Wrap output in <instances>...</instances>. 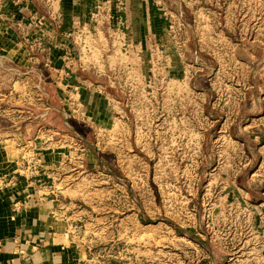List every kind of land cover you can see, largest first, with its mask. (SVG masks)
Here are the masks:
<instances>
[{"label":"rangeland","instance_id":"obj_1","mask_svg":"<svg viewBox=\"0 0 264 264\" xmlns=\"http://www.w3.org/2000/svg\"><path fill=\"white\" fill-rule=\"evenodd\" d=\"M75 1L60 2L58 7L68 4L69 7L73 6L71 10L75 11ZM92 1H84L85 12L90 11ZM209 1L213 6L225 5L229 16H236L241 9L244 15L247 12L264 17V0H118V3H122L120 7H124V2L128 3V27L119 28L116 24L100 23L93 19L92 9L84 28H77L74 21L65 25L57 20V29L62 28L74 36L69 38L73 48L69 46L70 51L66 49L61 54L62 50L58 49L57 55H54L57 62L54 63L56 66L64 62L68 65H78L81 74L104 84L107 83L110 67L126 64L137 66L140 60L136 51L140 48L146 49L147 45V61L151 66L157 61L155 54L151 58L150 50L155 49L158 42L156 32H161L167 27L162 13L167 11L169 16L170 13L182 9L184 17L190 20L200 8H195V5L200 2L205 5V2ZM53 7L54 5L51 11H59V8L54 10ZM80 31H84V36L76 35ZM119 32L121 36L117 37L115 34ZM122 34L126 35L125 39ZM191 42V47L194 48V39ZM38 43L36 42V46ZM123 44L131 49L130 56L122 54ZM164 44L165 47L173 46L169 38L164 40ZM30 46L33 47L32 44ZM30 46L27 44L28 49ZM9 54V57L4 56V68H0V130L5 134L0 136V145L5 146L13 142V137L6 135L13 130L21 140L30 137L26 132L28 129L35 131L37 135L41 134V128L48 129L43 112L48 107L46 101L50 94H53V90H56L55 95L58 93L54 81H58L60 77V73L55 76L43 70L41 61L35 64L36 71H30L28 64L31 62L25 51L17 55ZM183 72L177 65V68L170 71L166 69L163 74L170 79L188 81L187 74ZM153 74L157 77H152V80L161 79V73ZM121 79L139 82L141 72L133 71L131 74L122 75ZM93 87L91 85L89 88ZM135 91L136 99H124L121 103L128 118L118 121L113 127L115 131H121L120 133H123V130L126 132L124 146L116 152L120 167L114 168L109 164L112 156L107 144V119H90L83 121L88 125L84 126V130L88 133L93 131V135L89 134L87 137L97 145L100 165L86 171L83 169L74 177L72 170L62 174L64 180L67 179V187L71 183L76 185L72 191L68 188L65 195L77 204L78 227L74 235L82 245L84 260L80 264H215L210 262L211 256H216L215 261L223 260L218 264H226L227 251L235 256L236 253L239 255L240 260L235 264H264V214L259 213L261 208H258L253 216L237 215L235 208L240 202L237 196H230V193H233L232 184L229 179H224L226 174H222V171L226 173L234 167V162L243 163V157L239 154L242 151L250 158L254 155L257 161L253 166L256 170L255 179H264V141L256 149L254 137L246 132L244 135L240 134L242 141L232 134L231 137L219 140H215L216 135H191L188 129L192 121H188L187 116L180 120L173 119L167 113L169 108L166 105L161 109L164 116L159 121L145 120L141 117L146 107L141 102L140 89L135 88ZM92 97L88 98L90 103L85 105L87 113L107 106L106 100L104 105ZM79 104V101L75 102L74 106ZM148 110L155 111L154 103L148 106ZM156 122L158 129H163L157 134ZM193 122L197 127L202 123L200 120ZM146 123L149 131L145 135ZM57 126L61 127V122ZM91 126L97 128L98 132L90 128ZM168 129L170 132H166ZM123 137L119 139L123 140ZM56 139L59 141V148L72 151L75 160L82 159L79 150L82 142L72 141L65 133L57 134ZM155 140L158 141L159 150L154 144ZM199 142L203 144L202 150L195 151L192 155L191 146H198ZM33 154L31 157H34L35 162L37 153ZM146 154L151 157V161H147ZM7 156L11 160L15 154L9 151ZM158 156L163 162L160 168L154 166ZM188 160H192L193 164L187 165ZM209 165L217 166L211 179L210 175L206 176ZM243 172L244 170L242 174ZM242 177L244 178V175ZM207 180L211 181L212 192H208L204 197L202 187ZM192 184H195L194 192L189 188ZM197 184L200 185L198 194ZM262 184L264 185V182ZM250 186L252 189V184ZM190 192L196 195L189 207ZM187 205L189 209L196 211V215L185 213L182 208ZM212 207L215 210L214 215H206ZM178 208L181 210L176 214ZM209 220L213 229L206 228V221ZM251 224L253 229L249 227ZM223 231L230 235L223 237ZM223 239H227V242ZM224 245H227V250Z\"/></svg>","mask_w":264,"mask_h":264},{"label":"crops","instance_id":"obj_2","mask_svg":"<svg viewBox=\"0 0 264 264\" xmlns=\"http://www.w3.org/2000/svg\"><path fill=\"white\" fill-rule=\"evenodd\" d=\"M64 1L68 2L0 0V54L9 57V53L17 55L25 51L31 62L28 64L30 71H36L35 64L41 61L43 70L55 76L60 73L59 80L54 81L59 94L55 95L56 90H53V94L46 101L48 107L43 112L48 129L41 128L39 135L28 129L26 132L30 137L21 140L13 130L6 134L13 137V142L6 146L0 145V264H80L84 260L81 242L74 235L78 227L77 204L65 195L68 188L72 191L76 185L71 183L67 187V179L64 180L62 176L65 171L72 170L74 177L83 169L86 171L100 165L97 145L87 137L89 134L93 135V131L86 132L84 126L88 125L83 121L107 119V144L112 156L109 164L114 168L120 167L116 152L123 148L126 132L123 130L120 133L121 131H115L113 127L118 121L125 119L117 117L110 97H123L112 91L108 83H98L81 74L78 65L64 62L56 66L54 55L59 50H62L61 54L71 47L69 38L74 36L62 28L57 29V20L65 25L74 21L77 28H84L92 9L93 19L117 26L122 22L125 28L129 26L128 3L124 2V7H120L118 0H91L90 11L85 12V0L75 1V11L68 4H62L59 8L58 3ZM52 5L54 10L59 8V11H51ZM87 8L89 9L88 5ZM262 24L256 42L241 41L236 46V55L242 61L236 86L237 91L243 92L244 96L235 111L225 108L230 134L238 137L240 141V134L244 135L246 132L252 135L256 149L264 141V21ZM227 25L230 33H234V24L227 21ZM165 30L166 27L163 31L156 32V36H160ZM76 35L84 36V31L77 32ZM115 35L121 36L120 32ZM122 36L125 39L126 35ZM36 42H39L38 46ZM27 44H32L33 47L28 49ZM80 69L83 70L82 67ZM95 84L107 87L106 96L96 90ZM192 84L197 85L195 81ZM91 85L95 87L89 88ZM199 88L206 90L207 86L201 84ZM89 97L104 105L107 103V106L87 113L85 105L90 103ZM78 101L80 104L74 106ZM58 122H61V127L57 126ZM90 128L98 132V127ZM61 133L69 135L72 141L82 142L79 146L81 160H75L72 151L59 148L56 136ZM4 135L3 130H0V136ZM122 136L124 139H119ZM9 151L15 154L11 160L7 156ZM33 153H37L35 162L34 157H31ZM251 157V167L238 177L237 182L246 189L252 202L260 203L264 201V179H255V175L252 176L253 166L257 161L254 155ZM260 211L264 213V209ZM215 257L211 256V263L223 262L222 259L215 261Z\"/></svg>","mask_w":264,"mask_h":264},{"label":"built area","instance_id":"obj_3","mask_svg":"<svg viewBox=\"0 0 264 264\" xmlns=\"http://www.w3.org/2000/svg\"><path fill=\"white\" fill-rule=\"evenodd\" d=\"M184 6L187 5L184 4ZM224 6L222 4L213 6L210 1L205 2V5L200 2L199 5H195V8L200 7L199 10L192 15L190 20L184 17L182 9L178 12L170 13L169 16L167 11L162 13L161 16L166 20L167 27L163 34L156 36L158 42L155 49H150L152 50L151 58H153L154 54L156 56V63L151 64V66L148 65V48H143L136 51V55L140 60L137 66L126 64L114 68L110 67V73L107 74V83L112 91L123 97L122 99L114 97V95L110 97L112 109L117 111V117L121 119L128 118L125 110L121 107V103L124 99L126 101L136 99L135 88H139L141 102L146 107V111H142L143 113L141 114L143 119L159 121L164 116V111L161 109L166 105L169 108L167 113L173 119L180 120V118L187 116V120L192 121L188 129L191 135L196 133L200 134L201 137L207 134L211 137L216 135L215 140L231 137L229 126H227V111L225 108L228 107L229 110L235 111L244 96L243 92L237 91L238 86H236L242 69V61L236 55V46L241 41L254 42L257 39L259 29L263 27L264 17L247 12L244 15V11L241 9L236 16H229L227 14L228 9L224 8ZM227 21L234 24V33H230ZM123 25L120 22L119 28L123 27ZM167 38L171 40L172 47H165L164 40ZM193 39L194 48L191 47ZM122 54L130 56L132 51L124 44ZM3 63L4 57L0 54V68H4ZM177 65L184 71V74H187L188 81L170 79L163 74L166 69L170 71L173 68H177ZM133 71L141 72L139 82L121 79L122 75L131 74ZM153 73H161V79L152 80V77H157ZM227 77L228 79H226ZM192 81H195L197 85L192 84ZM201 84H206V90L199 88ZM235 87L236 89H234ZM95 88L100 94L106 96L107 87L105 85L98 84ZM152 103L155 105V111L148 110V106ZM194 120L202 122L200 127L194 124ZM157 126L158 122L155 125L156 134L159 130H163L162 128L158 129ZM144 130L146 135L149 131L147 123L144 126ZM166 132H170L169 129ZM154 144L159 150L157 140H155ZM202 146V142H199L198 146L195 144L194 147L191 146L192 155L195 151L200 152ZM239 154L243 157V163L236 164L234 162V167L228 169L226 173L222 171V174H226L224 179H229L232 184L233 193H230V196H237L240 202L235 208L237 215L250 217L255 215L258 208L264 209V201L260 203L252 202L246 189L238 184L237 179L242 174V171L251 167V158L245 152L240 151ZM146 156L148 157L147 161H151V157L148 154ZM162 163L161 158L158 156L154 166L160 168ZM192 164V160L187 161V165ZM216 168L217 166L209 165L206 176L210 175L211 179ZM254 171L256 170L253 168L252 176L255 175ZM210 186L211 181L207 180L202 187V191H204L202 196H207L208 192L211 194L212 187ZM189 188L191 192H194L195 184H192ZM199 189L200 185L197 184L196 194L199 193ZM191 192L189 193V207L190 202L193 198L195 199L196 195ZM183 198H185L184 194ZM182 209L187 215H196V211L189 209L188 205ZM178 210H181V208L177 209L176 214ZM214 212L213 207L209 208L206 215H214ZM210 227L214 228L210 220L206 221V228L209 229ZM249 227L253 229V224ZM222 234L223 237L230 235L227 231H223ZM226 240L224 241L227 242ZM224 248L227 250V245H224ZM226 253L228 258L226 264H235V262L240 260L237 253L236 256L229 251Z\"/></svg>","mask_w":264,"mask_h":264}]
</instances>
